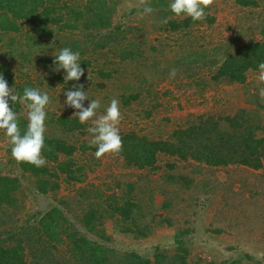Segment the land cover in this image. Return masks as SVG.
<instances>
[{
    "label": "rangeland",
    "instance_id": "374dc122",
    "mask_svg": "<svg viewBox=\"0 0 264 264\" xmlns=\"http://www.w3.org/2000/svg\"><path fill=\"white\" fill-rule=\"evenodd\" d=\"M65 1L82 4L86 0ZM257 2V6H241L235 0H216L215 5L208 8L204 20L183 30L172 31L162 27L164 23H161L163 17L159 14V8L150 5L154 11L145 15L143 6H137V0H120L112 15L111 27L121 25L125 30V38L116 49L119 51V48L136 41L138 47L134 61L128 59L121 62L119 56H115V51L106 48L98 52L94 51L93 43L84 45L89 31L77 28L62 31L55 26L54 36L47 37L35 35L30 25L21 23L22 31L15 33L16 41L10 42L13 35L10 34L0 44V65L12 72L15 82L32 81L40 90L48 93L50 104L46 108V134L60 135L74 144L77 147L74 156L85 168L79 182H69L65 179L66 175L62 174L58 180L60 187L56 191L42 193L36 186L35 176L29 172L22 175L19 163L11 155L8 138L0 130V175L17 177L21 184L16 193V205L0 209V243L9 246L21 241L30 261L35 254H41L45 256L44 264H52L54 256L61 263H67L71 256L66 246L61 245L55 251L35 231L40 217L54 206L64 208L60 201H67L70 211L64 208V212L69 224H73L80 233L99 240V235L88 232L81 222L87 204L80 195L81 189L95 190L99 187L105 194L120 193L121 189L114 186V181L131 184L143 178L142 187L145 176L149 184L143 192L144 201L153 199L152 202L157 206L156 212L169 218L171 223L162 221L155 225L154 222L148 236L135 237L131 232L116 230L114 220L105 218L106 233L112 236L110 244L116 249L135 251L153 261L157 252L172 258L177 252L183 253L175 242L180 232L188 251L187 264H227L237 260L240 264H264V207L260 218L255 220L250 219L251 215L246 211V207L255 208L258 204L264 206V165L258 170L235 164L211 167L194 162L187 164L162 154L159 156L160 168L149 171L127 167L120 155H106L97 159L96 147L90 145L91 134L87 131L91 121L86 123L88 126L84 132L68 135L62 134L51 123L54 115H72L75 111L64 106V93L71 90L76 82L70 81L68 84L69 81L64 80L65 73L55 71L54 67L43 61L57 55L65 44L79 42L84 45L83 51H87L80 57L93 63L85 70L86 76L82 77L86 78L83 83L85 91L90 99L101 101L97 115L104 114L113 98L119 100L122 114L120 132L135 130L153 139H165L174 129L186 126L196 115L225 116L243 107L255 109L259 107L256 101L263 106L258 110L259 119L264 123V97L261 95L264 89L261 83L264 81L259 80L260 71L248 72L249 85L246 86L223 81L215 83L211 79L215 69L202 65L198 73L192 70L193 76L188 77L183 69L174 67L173 63L181 57L185 58L193 50L209 52L220 48L222 52L225 47L220 46L230 41H235L234 50L248 40H264V0ZM207 15L215 19L210 22ZM166 17L183 20L187 16L177 17L169 13ZM100 32L106 33L108 30L102 29ZM96 33L93 32V36ZM33 35L35 39L31 38ZM21 52H28L31 56L28 55L25 60L20 56ZM116 62H120V65ZM100 64H107V68L113 72L112 78L103 87L98 85L103 82V78L96 79V68ZM138 64L145 66L139 68ZM163 69H175V78L166 75L163 79L160 74ZM88 71L90 81L87 80ZM198 80L207 83L198 86ZM8 85L13 87L9 82ZM135 92L140 93V98L127 107H121L122 93ZM89 102L85 100V107ZM146 109L152 110L151 116H146ZM21 112L26 116V108L22 104ZM168 162L176 166L171 168L166 165ZM168 172L193 178V184L189 188L175 187L173 182L166 181ZM212 188L215 189L211 191ZM169 190L173 191L170 195L175 203L165 209L163 204ZM24 229L27 230V237L21 233ZM245 255L252 256L254 260L245 258Z\"/></svg>",
    "mask_w": 264,
    "mask_h": 264
},
{
    "label": "trees",
    "instance_id": "16d2710c",
    "mask_svg": "<svg viewBox=\"0 0 264 264\" xmlns=\"http://www.w3.org/2000/svg\"><path fill=\"white\" fill-rule=\"evenodd\" d=\"M119 1L86 0L81 4L78 1L68 3L65 0H0V44L9 38L10 34H13L10 42L16 41L15 33L22 31L21 23L30 25L35 35L47 37L54 36L55 26L62 31L66 29L72 31L77 28L90 32L85 36L84 45L85 43H93L94 51L100 52L102 49L108 48V50L116 52L115 56H119L121 62L128 59L134 61L138 47L136 41L119 48V51L116 49L117 46L120 47L125 38V30L122 29L121 25L111 27L113 25L112 15ZM150 2L152 7L160 9L159 14H162L163 20H168L166 24H163V28L177 31L199 22L193 21L190 17L183 20L168 19L166 16L172 13L169 8L172 0H150ZM235 2L241 6L258 5L257 0H235ZM207 10L208 8L205 9V12ZM207 18L210 22L215 19L210 15H207ZM102 29H106L108 32H100ZM93 32H97L96 35L93 36ZM35 35L31 38L35 39ZM84 45L79 42H72L63 45L62 48L69 47L74 52L78 51L83 57L87 51H83ZM223 46L225 48L222 52L220 48L218 51L217 48H214L213 51L210 50L209 52L190 51L185 56L187 59L181 57L173 62L174 67L183 69L185 75L192 77V70L198 73L201 65L208 66L210 69H215L211 75V79L215 83L223 81L248 86V72L251 70L261 71L259 65L264 63V40H248L238 45L234 50L232 49L235 47V41L224 43L220 47ZM27 53L21 52L20 56L27 60L28 55L31 56L30 53ZM54 59L55 57L52 56L43 61L56 68L53 63ZM80 64L87 70L93 63L89 59H81L80 57ZM116 64L120 65V62H116ZM142 66L144 67L145 64H138L139 68ZM169 71L167 69L161 70V77L164 79L166 75H169ZM59 72L64 73V70L61 69ZM0 75L6 76L5 79L9 84L11 83L18 95L23 94L25 87L39 89L32 81L15 82L12 72L1 65ZM96 75V79L97 77L103 78V82L98 83L99 86L103 87L106 81H110L113 72L112 69L107 68V64H100L96 68ZM85 79L81 77L80 82L84 83ZM67 83L69 84L70 81ZM206 83V81L198 80L196 85L204 84L205 86ZM263 84L262 82L261 85ZM259 91L260 88L257 92ZM139 98V92L122 93L121 107H127ZM256 103L259 107L255 109L243 107L235 113L225 116L196 115L186 126H179L174 129L169 138L165 139H153L135 130L120 132L123 140V151L120 156H122L127 167L149 171L160 168L159 156L162 154L187 164L194 162L198 165L211 167H227L235 164L258 170L264 165V123L259 119L258 110L263 106L259 101ZM9 106L17 112L19 127L23 134L27 127V119L21 112V104L12 105L10 101ZM145 113L146 116H151L152 110L146 109ZM51 121L65 135L84 132L88 126L80 123L78 117L74 115H54ZM83 149L86 150L85 147ZM76 150L77 147L66 138L45 133L43 156L47 160L46 166L37 168L29 163H19L23 171L22 175L29 172L35 176L36 186L42 193L56 191L60 187L58 180L62 174L66 175L65 179L69 182H79L83 177L81 174L85 167L84 164H79L75 158ZM51 163L54 165L51 166ZM166 165L171 168L176 166L173 162H168ZM166 177V181L173 182L175 187L189 188L193 184V178L188 179L184 174L177 175L174 172H168ZM146 179L144 176L142 187L140 184L143 178L131 184L114 181V186L121 189L120 193L105 194L99 187L95 190L81 189L80 195L87 203L83 209L81 222L88 232L99 235L101 238L99 240L80 233L73 224H69L64 212V208L70 211V204L67 201H60L64 208L57 205L45 212L39 219L38 227L34 228L35 231L45 238L44 243L48 247L58 251L59 246L65 245L71 256L67 263H61L54 256L52 264H179V262L180 264H187L188 251L184 247L185 240L181 237L180 232L177 234L175 242L178 249L183 253L177 252L172 258H166L157 252L153 261L149 258H143L135 251H120L116 249V246L110 244V242L112 243V236L106 233L105 218L114 220L116 230L121 233L131 232L135 237L148 236L154 222L155 225L162 221L171 223L169 218L156 212L157 206L152 202L153 199L144 201L143 192L149 184ZM20 185L17 177L0 175V209H3V206L13 207L16 205V193ZM214 189L212 188L211 191ZM172 192V190L167 191L166 200L163 204L165 209L170 208L175 203L170 195ZM263 207L259 204L255 208L246 207V211L251 215L250 219L260 218ZM21 233L27 237V230H21ZM63 234L66 236L64 237ZM28 238L31 239V237ZM246 257L254 260L250 255H245ZM44 260L45 256L41 254H35L31 261L28 260L26 249L21 241L9 246L0 243V264H44ZM257 262L260 263L259 260ZM227 264H240V262L237 260Z\"/></svg>",
    "mask_w": 264,
    "mask_h": 264
},
{
    "label": "clouds",
    "instance_id": "9594fccd",
    "mask_svg": "<svg viewBox=\"0 0 264 264\" xmlns=\"http://www.w3.org/2000/svg\"><path fill=\"white\" fill-rule=\"evenodd\" d=\"M216 0H172L169 8L177 17L187 16L193 21H202L206 18L205 9L214 6ZM137 6H143V13L150 15L154 9L149 0H137ZM167 19L161 21L166 24ZM39 54V53H38ZM55 57L53 63L55 71L64 70L65 81H75L71 90L65 91L66 100L64 106L74 109L72 115L78 117L80 123L86 124L91 121L87 131L91 134L89 141L91 146L97 148L95 157L101 159L106 155L119 156L123 151V140L120 135L119 125L122 121L120 102L113 98L106 108L104 114L97 115L101 108L99 99H90L85 85L80 83L81 77L85 76V69L80 64V53L74 52L69 47L62 48ZM259 80L264 81V63L259 65ZM170 78H175L176 70L169 72ZM87 80L91 77L87 75ZM264 97V89L261 90ZM85 100L89 104L85 107ZM20 103L26 108L27 127L21 133L19 127V116L13 107L9 106ZM50 104V96L47 92L39 89L25 87L23 94L18 95L14 87H9L7 80L0 75V130H3L11 145V155L18 163H29L37 168L47 164L43 156L45 148V133L47 131L46 108Z\"/></svg>",
    "mask_w": 264,
    "mask_h": 264
}]
</instances>
